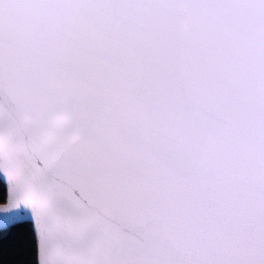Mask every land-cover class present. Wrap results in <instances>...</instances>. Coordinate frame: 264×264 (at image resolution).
<instances>
[{
  "label": "snow or ice",
  "instance_id": "6c2138e0",
  "mask_svg": "<svg viewBox=\"0 0 264 264\" xmlns=\"http://www.w3.org/2000/svg\"><path fill=\"white\" fill-rule=\"evenodd\" d=\"M0 264H264V0H0Z\"/></svg>",
  "mask_w": 264,
  "mask_h": 264
}]
</instances>
